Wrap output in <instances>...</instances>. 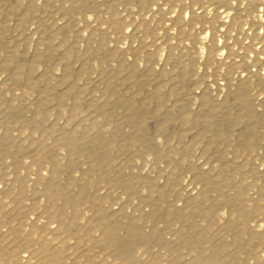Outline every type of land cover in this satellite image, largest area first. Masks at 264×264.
Returning a JSON list of instances; mask_svg holds the SVG:
<instances>
[{"label": "bare ground", "instance_id": "1", "mask_svg": "<svg viewBox=\"0 0 264 264\" xmlns=\"http://www.w3.org/2000/svg\"><path fill=\"white\" fill-rule=\"evenodd\" d=\"M0 264H264V0H0Z\"/></svg>", "mask_w": 264, "mask_h": 264}, {"label": "rangeland", "instance_id": "2", "mask_svg": "<svg viewBox=\"0 0 264 264\" xmlns=\"http://www.w3.org/2000/svg\"><path fill=\"white\" fill-rule=\"evenodd\" d=\"M176 124H177V121H174V122L171 124V125H172L171 127H172L173 131H175L174 128H176ZM238 133H239V132H238ZM260 150H261V149H260ZM250 179H251V178H250Z\"/></svg>", "mask_w": 264, "mask_h": 264}]
</instances>
